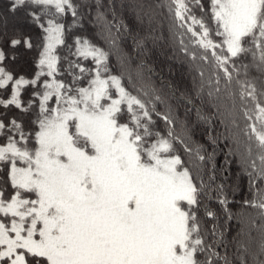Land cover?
I'll return each instance as SVG.
<instances>
[{
	"label": "snow or ice",
	"instance_id": "1",
	"mask_svg": "<svg viewBox=\"0 0 264 264\" xmlns=\"http://www.w3.org/2000/svg\"><path fill=\"white\" fill-rule=\"evenodd\" d=\"M165 4L190 86L171 66L159 87L147 61L133 70L115 0H0V264H264V0ZM154 23L137 13L138 55L163 39ZM221 116L244 122L227 156L251 199L189 144L196 126L227 142Z\"/></svg>",
	"mask_w": 264,
	"mask_h": 264
},
{
	"label": "trees",
	"instance_id": "2",
	"mask_svg": "<svg viewBox=\"0 0 264 264\" xmlns=\"http://www.w3.org/2000/svg\"><path fill=\"white\" fill-rule=\"evenodd\" d=\"M6 2V0H4ZM124 4L122 7L121 4ZM142 4L143 8L139 5ZM116 7V16L117 18H122L125 22L129 23L134 27V32L130 35L127 32H121L119 34L120 40L119 44L122 45L123 49L127 50L132 54L133 59V70L135 69V63L140 60H145L147 63L155 67L158 75L152 77L153 81L156 82L157 86H161V78L164 80L170 79V74L168 72L169 66L174 70H180V77L185 86H190L194 77H196V65L193 64L188 57L184 56L183 53L179 50V46L174 42L172 33L169 31L172 24V17L168 11V8L165 4V0H115ZM150 12L155 19V23L152 25L153 35L163 34V39L156 41L154 44L150 43L152 54L150 57L144 55H138L135 52V43L133 36L136 35L137 29L136 26V15L137 13L145 14ZM162 26V27H161ZM9 30H11V24H9ZM26 31L32 32L33 34L37 33L39 29L35 25H30L25 28ZM149 26L147 23V16L145 15V24L143 25V31H148ZM96 29L92 28L88 21H85V27L83 29V34L96 40ZM182 31V30H181ZM142 34V33H141ZM187 40V37H185ZM99 42V41H97ZM116 51V50H113ZM174 56V59L172 58ZM178 61H183V63H178ZM113 62H115V56L113 57ZM198 63V62H197ZM163 92L166 93L167 89H163ZM180 111L181 117L183 118L186 115L185 105L181 101L172 100ZM163 110V106H161ZM194 112L189 116V119H194ZM224 119L222 116L216 121V134L220 135L223 133L224 136L228 137L227 142L221 139L219 146L213 147L208 143V137L206 135L207 129L204 126H196L193 130V141H189L190 146L195 149L197 143L207 147L208 151H215V164L218 169L221 171L218 173L220 176L226 175L228 183L238 186L239 191L236 194L235 199L237 201L242 198H252V193L248 191V178L246 175L242 174L239 167L238 160L228 157L227 153L230 151L232 144L231 139L233 136H239L241 142L246 139L243 134L244 122L243 120L238 121L240 123V128H234L230 124L228 129L220 123V120ZM177 134L184 136L186 135L181 129H177ZM182 156L187 159V154L181 151ZM226 161L230 162V168L226 169ZM234 208H238L239 205H234ZM249 212L255 214L256 210L248 209ZM236 225L233 224V231H235Z\"/></svg>",
	"mask_w": 264,
	"mask_h": 264
}]
</instances>
